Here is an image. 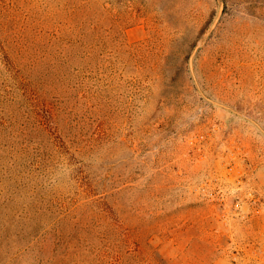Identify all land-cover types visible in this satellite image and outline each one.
I'll list each match as a JSON object with an SVG mask.
<instances>
[{
    "label": "rangeland",
    "instance_id": "rangeland-1",
    "mask_svg": "<svg viewBox=\"0 0 264 264\" xmlns=\"http://www.w3.org/2000/svg\"><path fill=\"white\" fill-rule=\"evenodd\" d=\"M0 264H264V0H0Z\"/></svg>",
    "mask_w": 264,
    "mask_h": 264
}]
</instances>
